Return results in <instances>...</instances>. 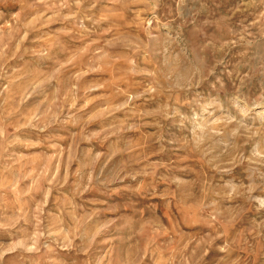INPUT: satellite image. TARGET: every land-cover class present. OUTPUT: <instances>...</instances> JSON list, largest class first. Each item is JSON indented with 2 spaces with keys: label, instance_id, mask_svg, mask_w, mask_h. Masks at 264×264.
<instances>
[{
  "label": "rangeland",
  "instance_id": "obj_1",
  "mask_svg": "<svg viewBox=\"0 0 264 264\" xmlns=\"http://www.w3.org/2000/svg\"><path fill=\"white\" fill-rule=\"evenodd\" d=\"M0 264H264V0H0Z\"/></svg>",
  "mask_w": 264,
  "mask_h": 264
}]
</instances>
